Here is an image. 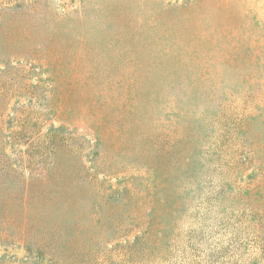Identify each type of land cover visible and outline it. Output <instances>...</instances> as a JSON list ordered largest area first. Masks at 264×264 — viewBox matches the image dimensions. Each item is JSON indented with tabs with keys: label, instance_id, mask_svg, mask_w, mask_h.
Returning a JSON list of instances; mask_svg holds the SVG:
<instances>
[{
	"label": "rangeland",
	"instance_id": "374dc122",
	"mask_svg": "<svg viewBox=\"0 0 264 264\" xmlns=\"http://www.w3.org/2000/svg\"><path fill=\"white\" fill-rule=\"evenodd\" d=\"M0 264H264V0H0Z\"/></svg>",
	"mask_w": 264,
	"mask_h": 264
}]
</instances>
